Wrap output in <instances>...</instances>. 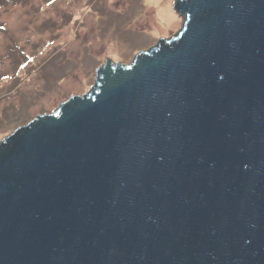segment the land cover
<instances>
[{
    "label": "water",
    "instance_id": "1",
    "mask_svg": "<svg viewBox=\"0 0 264 264\" xmlns=\"http://www.w3.org/2000/svg\"><path fill=\"white\" fill-rule=\"evenodd\" d=\"M0 143V264H264V0H176Z\"/></svg>",
    "mask_w": 264,
    "mask_h": 264
},
{
    "label": "rangeland",
    "instance_id": "2",
    "mask_svg": "<svg viewBox=\"0 0 264 264\" xmlns=\"http://www.w3.org/2000/svg\"><path fill=\"white\" fill-rule=\"evenodd\" d=\"M176 0H0V143L178 35Z\"/></svg>",
    "mask_w": 264,
    "mask_h": 264
}]
</instances>
